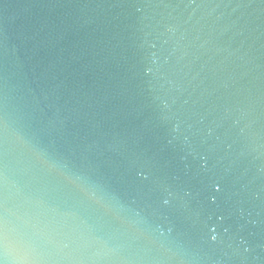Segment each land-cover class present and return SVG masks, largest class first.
I'll return each mask as SVG.
<instances>
[{
	"label": "water",
	"instance_id": "95a60500",
	"mask_svg": "<svg viewBox=\"0 0 264 264\" xmlns=\"http://www.w3.org/2000/svg\"><path fill=\"white\" fill-rule=\"evenodd\" d=\"M0 264H264V0H0Z\"/></svg>",
	"mask_w": 264,
	"mask_h": 264
}]
</instances>
